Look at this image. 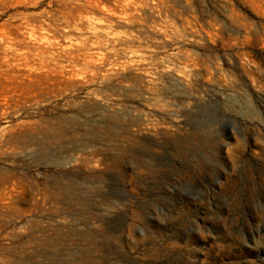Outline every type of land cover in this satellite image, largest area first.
Masks as SVG:
<instances>
[{"label":"rangeland","instance_id":"rangeland-1","mask_svg":"<svg viewBox=\"0 0 264 264\" xmlns=\"http://www.w3.org/2000/svg\"><path fill=\"white\" fill-rule=\"evenodd\" d=\"M6 44L0 264H264V0H0Z\"/></svg>","mask_w":264,"mask_h":264},{"label":"bare ground","instance_id":"bare-ground-1","mask_svg":"<svg viewBox=\"0 0 264 264\" xmlns=\"http://www.w3.org/2000/svg\"><path fill=\"white\" fill-rule=\"evenodd\" d=\"M89 23V22H88ZM89 24H91V26H90V28L91 29H95L96 27H95V25H94V23L92 22V20H91V22L89 23ZM22 37H23V39H28V38H30V36L28 35V36H25V34H22ZM21 40V39H20ZM23 41V40H22ZM29 42V41H28ZM24 43V42H23ZM28 45V44H27ZM15 49V48H14ZM13 50V48H12V44H6V45H3V46H0V54H1V58H4L5 60H9L10 58H11V56H10V51H12Z\"/></svg>","mask_w":264,"mask_h":264}]
</instances>
